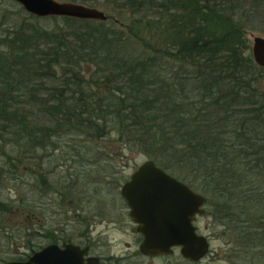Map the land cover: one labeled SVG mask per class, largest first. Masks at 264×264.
Here are the masks:
<instances>
[{"label":"trees","instance_id":"1","mask_svg":"<svg viewBox=\"0 0 264 264\" xmlns=\"http://www.w3.org/2000/svg\"><path fill=\"white\" fill-rule=\"evenodd\" d=\"M108 1L119 20L0 16V143L18 150L19 168L21 154L30 165L51 147V159L63 138L83 157L116 134L208 198L241 263L264 264V69L243 21L264 0ZM84 63L100 70L92 80Z\"/></svg>","mask_w":264,"mask_h":264},{"label":"rangeland","instance_id":"2","mask_svg":"<svg viewBox=\"0 0 264 264\" xmlns=\"http://www.w3.org/2000/svg\"><path fill=\"white\" fill-rule=\"evenodd\" d=\"M61 1L78 2L84 4L80 0ZM86 5L95 7L100 11L105 12L106 16H110V18L113 17L115 18V20H119L116 16L117 10L115 11V9H113L114 11H112L109 8L108 0H95L93 4ZM245 7L247 10L251 9L249 5H246ZM21 8L23 7H20V5L13 0H0V16L7 14L9 15V18H11L10 16L15 17L16 23H22V20H25V18L28 17V14L26 13H20L19 9ZM252 15L254 16V19L250 18V12V15L246 16L248 20H243L247 22L245 28V37L251 49L253 48L254 38H256L257 36L264 37V6H261L260 10ZM127 16L129 17L130 15ZM110 18L108 17V19ZM30 22L31 19H29V23ZM33 22L46 28H54V26L56 25L55 21L40 20L37 22L33 20ZM63 24V22L60 23V26ZM118 24L122 25L123 28H125L126 26H128V21L121 20V22ZM82 68V75L86 79L90 78V80H92L91 75L95 74L94 72L100 71L90 63L82 64ZM261 80L264 90V76L261 78ZM56 83L59 84V81H56ZM48 84L50 85V83H47V86ZM28 110L32 112V116H35L36 118L38 117L40 119V121L38 122L39 126L45 125L46 121L42 120L43 117L42 115H39L37 108L32 107L28 108ZM82 139L83 137H77L78 141ZM61 141L63 142V144L61 145V147L58 146V148L64 150V153L60 154V151H57L54 157H56V159H58L61 155L65 157L66 166L65 169H62L63 175H67L68 173L75 174V170L82 172V175H79L80 179H75L72 184L71 182L68 184L67 189L68 191H70V195H67L66 198H64L65 200L59 205L57 197L50 195L45 198L42 194L43 190L40 189V186H37L34 189L35 194L32 196V194H30L32 191L29 190L30 185L28 184V181L26 180L27 177L25 175L27 168L29 167L28 161L27 158H24L25 156L21 154L19 156V159L20 161H22L19 163L18 169L20 170L19 174H22V178H18V181H14L12 182V184L0 186V197L6 199L4 201L5 212H9L6 216L5 223H7L9 226L13 225V227L18 228L20 238H25V232L27 229H29L27 227L32 223L30 222L28 217L30 214L29 212L33 210L35 212V220L33 221L35 227L39 228L44 225L45 228H50V230H52L53 232V230H58L60 226H63V223L60 222V217L63 215L62 209H64L67 212L66 219H71L70 223H73L74 220L72 219L77 220V223H75L76 225H70L71 230H73L74 232H83L84 230L86 231V229H88L87 226H90L92 222L95 223V225L93 224L94 230L91 232L94 233L95 239H97L98 235L100 236L98 240H100L104 245L106 255L114 254L118 259L119 255L124 254L123 252H133L135 250L133 247L129 248L130 250L128 251L126 250V245H133L135 235L130 228L131 226L128 224L129 220L126 217V214H123L125 213V211L124 208L121 207L123 206L121 196L116 193V190L113 189L112 186L108 187L106 186L107 184H104L103 182L107 180L112 181L113 178H119V180H123H120L122 181V184L125 183L130 175L135 172V170H137L141 164L145 163V161L149 159L148 156L145 153L141 152L133 153L128 148L124 147L123 144L117 141L116 134L105 136L101 141L98 142L101 148L100 150L94 148V153L92 152V150H86L85 153L87 154L85 156L82 155L83 157H75L73 153H76L77 151L72 149L69 150L68 143L64 144V138ZM2 144L3 143H0V152H2L1 148L4 149L3 152L6 153V159L9 162L10 158L14 154L12 153V151H10L9 145L5 147ZM80 145H83V143ZM87 145L88 147L91 146L90 144ZM51 149L52 148L50 147L49 149H46L44 151L37 150L35 151L37 154L31 157L38 166H41L39 167L41 171L45 169L43 168V162L45 161L47 151H50ZM99 154H103L106 156V158L100 159L102 162L103 160L105 161L103 163L100 162V166L94 164V162L99 159ZM108 154H112V156H108ZM73 161H76V163H74ZM107 162L110 164H106ZM54 165H57V163H55ZM54 165L50 166V168H46L50 169L51 172L57 174L58 168L53 169L52 167ZM38 174H40V172H38ZM91 176H94V179L91 180ZM93 180L94 185L90 183ZM10 201H13L12 208H10ZM32 202L34 203V208ZM92 204L94 206L95 212L97 210H101L102 207H105L108 204L114 205V207H116V211L114 215H111L108 218L106 215H103L100 217L98 216V218L92 219L91 215L84 214L85 208H87V206H92ZM78 213H81L82 215L80 216L78 215ZM205 226L207 228H205ZM201 229L204 233L203 235H210L211 238V242L209 244L211 255L207 258L208 261H210L209 264H243L240 262V259L237 258L239 256L233 251L235 247V245H233L234 234H232L230 230H227L223 224H221L220 222H216L211 216H209L206 219L202 220ZM68 233L67 235L69 236ZM21 242L22 241L20 240L17 243L19 244V248L17 247L16 249H13L15 250L14 253L9 251L6 255H8L9 257H13L17 253H22V250L28 251L29 248L26 246V244L24 249H22L23 247ZM126 255L127 254H125L124 256L126 257ZM0 256H4V258H6L5 255ZM126 260L129 261V263H135L136 261V259L132 257H129ZM120 264H124V262H121ZM125 264L127 263L125 262Z\"/></svg>","mask_w":264,"mask_h":264},{"label":"water","instance_id":"3","mask_svg":"<svg viewBox=\"0 0 264 264\" xmlns=\"http://www.w3.org/2000/svg\"><path fill=\"white\" fill-rule=\"evenodd\" d=\"M31 16L39 18L68 17L81 20L107 21L109 16L95 7L61 0H13ZM254 61L264 68V37L253 40ZM121 195L129 207L132 221L143 236L139 247L145 255H168L180 247L183 257L198 261L210 249L204 235L194 225L204 215L206 197L195 192L178 178L166 173L155 161L148 159L133 172L122 186ZM86 249L72 244L63 248L50 245L26 262L7 264H94L85 261Z\"/></svg>","mask_w":264,"mask_h":264},{"label":"flooded vegetation","instance_id":"4","mask_svg":"<svg viewBox=\"0 0 264 264\" xmlns=\"http://www.w3.org/2000/svg\"><path fill=\"white\" fill-rule=\"evenodd\" d=\"M250 50L252 51L251 48ZM261 82L262 80L259 82L260 83L259 86L261 90L264 91ZM62 144L63 142H60L59 146L61 147ZM11 151L14 154L13 155L14 157L12 156L9 162L6 159V153L0 152V186L1 185L6 186L9 184H12V182L18 181V178H22L21 177L22 174L21 175L19 174V169L17 166L18 150L15 149ZM42 151H44V149H42ZM57 151H60V154L64 153V150L60 148L56 149L54 147V150L51 151V156H50L51 159L47 157V159L43 162L45 169L42 170L40 174H38V172L35 169L36 168L35 161L32 160V163L27 168L25 175L27 177L26 180L28 181V184L30 185L29 190L32 191L30 193L32 194V196L35 194V190H34L35 187L40 186L41 187L40 189L43 190L42 194L45 198H47L50 195H53L54 197H57L59 201L58 204L60 205L65 200L64 198H66L67 196L66 189H67L68 184L70 182L72 184V182L75 179H80V176L76 174L71 175V173H68L69 175L68 174L63 175L62 169H65V166H66L65 157L61 155L58 159L54 158L53 156H55ZM92 152L94 153V149H92ZM55 163H57V165H54ZM52 165H54L52 167L53 169L58 168L57 174L54 172H51L50 169L46 168V167L50 168V166ZM60 168H61V171H60ZM129 178L125 181V183L129 180ZM92 179H94V176H91V180ZM90 183L94 185V180L91 181ZM103 183L107 184L106 186L108 187L112 186L113 188H116L115 189L116 193L119 194V196H121V199L123 201V206L121 207H123L125 211V213L123 214H126V217L129 220L128 224L131 226L130 228L133 234L135 235L133 245H130V244L126 245V250L128 251L130 250L129 248L133 247L135 249L133 252L131 253L123 252L124 254L119 255L118 259L115 257L114 254L106 255L105 253L106 250H105L104 245L102 244L100 240H98L100 236L97 234L98 237L97 239H95L94 233L91 232L94 230L93 224L95 225V223L92 222L90 226H87L88 229H86V231L84 230L83 232L82 231L74 232L73 230H71L70 225H76L75 223H77V220L72 219L74 221L73 223H70L71 219L70 220L66 219L67 212L64 209H62V212H63V215L61 216L62 221L60 217V222L63 223L62 224L63 226H60L58 230H53V232L52 230H50V228L49 229L45 228L44 225H42V227L36 228L35 224L33 223V221L35 220V212L31 210L29 212L30 214L28 217H29L30 222L32 223L27 227L29 229H27L25 232L26 233L25 235L26 241H25L24 237L20 238L18 228L13 227V225L9 226L7 223H5L6 216L8 215L9 212L8 213L5 212V208H4L5 207L4 201L6 199L0 197V255L6 256V258H4V256L3 257L0 256V264H7V263H12V262H26L31 257H33L36 253L41 252L43 249H45L46 247L50 245H57L63 248L65 245H69V244L79 246L82 249H86L87 254L85 256L84 262H86V260L89 258H94V264H120L121 262H124V264L125 262L127 264H209L210 263V261H208L207 258L211 255V249H209V252L206 255H204L202 259L198 261H192L190 259H187L186 257H183L180 247H174L171 255L168 254V255H160V256L152 257V256L143 254L139 248L141 246V243L143 242V238H142L143 236L138 232V227H137L138 225L132 221L131 217H129L130 216L129 207L127 206V203L125 202L124 198L121 195V189H122V186L125 185V183L122 184L120 181H113V180L104 181ZM186 184L189 185V183H186ZM189 186L192 188L191 185ZM68 195H70V192L68 193ZM206 199L207 200L204 206V209H205L204 215L202 217H197L196 221L194 222V225H196L198 228L197 230L198 235L204 234L201 229V222L202 220L209 217L208 215L209 200L207 197ZM12 203L13 201H10V208L13 207ZM33 208H34V203H33ZM115 211H116V207H114V205L112 204H108L107 206L102 207L101 210H97L95 212L94 206L92 204V206L90 207L87 206V208H85L84 214L91 215L92 219L98 218V216L100 217L103 215H106L108 218L111 215H114ZM78 215L81 216L82 214L78 213ZM205 228L207 227L205 226ZM67 233L69 234V236L67 235ZM204 236H206V238L208 239L210 243L211 242L210 235H204ZM20 240L22 241L21 242L22 247H23L22 249H24L25 244H26L29 250L28 251L22 250V253L20 254L17 253L13 257L12 256L9 257L8 255H6L8 254L9 251L14 253L15 251L13 250L14 248L15 249L17 247L19 248V244L17 243ZM125 254H127L126 257L124 256ZM129 257L136 259L135 263H129V261L126 260Z\"/></svg>","mask_w":264,"mask_h":264}]
</instances>
